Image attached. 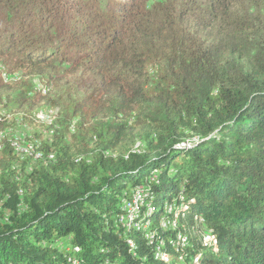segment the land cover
Listing matches in <instances>:
<instances>
[{"label": "trees", "instance_id": "16d2710c", "mask_svg": "<svg viewBox=\"0 0 264 264\" xmlns=\"http://www.w3.org/2000/svg\"><path fill=\"white\" fill-rule=\"evenodd\" d=\"M0 264H264V0H0Z\"/></svg>", "mask_w": 264, "mask_h": 264}, {"label": "bare ground", "instance_id": "6f19581e", "mask_svg": "<svg viewBox=\"0 0 264 264\" xmlns=\"http://www.w3.org/2000/svg\"><path fill=\"white\" fill-rule=\"evenodd\" d=\"M52 117H53V111L49 110V111H37L33 113V118L36 119L39 123H50L52 121ZM14 139V138H13ZM19 142V141H18ZM14 146L16 147V149L22 150V149H18V147H20L19 145H17V142H13ZM33 145V144H32ZM24 147V146H23ZM35 147V146H34ZM21 148V147H20ZM30 147L24 148L23 151H27ZM32 149V148H31ZM22 152V151H21ZM40 152V151H39ZM39 152H37L35 154V157L39 156ZM28 154V153H27ZM41 154V153H40ZM23 156V155H22ZM130 201H128L126 204V208L129 210V216L130 214H132V210H134L138 204L142 201V196H141V192L138 195V191L136 190V192L133 193L132 197H130ZM139 207V206H138ZM137 209V208H136ZM138 211V210H137ZM134 216V215H132ZM128 221V219H127ZM133 221V220H132ZM165 255V254H164ZM162 255V258L165 259L166 256Z\"/></svg>", "mask_w": 264, "mask_h": 264}, {"label": "rangeland", "instance_id": "374dc122", "mask_svg": "<svg viewBox=\"0 0 264 264\" xmlns=\"http://www.w3.org/2000/svg\"><path fill=\"white\" fill-rule=\"evenodd\" d=\"M39 85V84H38ZM40 86V85H39ZM42 110V109H41ZM36 112V111H35ZM36 120V119H35ZM37 121V120H36ZM38 122V121H37ZM39 123V122H38ZM33 129L30 128V126H28L27 124H20L17 123L15 124V126L13 127V129L11 128L9 134L16 136V138L18 139H22L25 136H29L32 133ZM20 147H18V149H22V146L19 145Z\"/></svg>", "mask_w": 264, "mask_h": 264}, {"label": "built area", "instance_id": "2783aa9c", "mask_svg": "<svg viewBox=\"0 0 264 264\" xmlns=\"http://www.w3.org/2000/svg\"><path fill=\"white\" fill-rule=\"evenodd\" d=\"M137 187H138V195H139L140 191H144V190L141 186H137ZM128 216H129V214H122V216L120 217V218H122V222H126ZM204 239L209 244L212 241V236L207 234V237H204ZM75 249H77V248H75Z\"/></svg>", "mask_w": 264, "mask_h": 264}]
</instances>
